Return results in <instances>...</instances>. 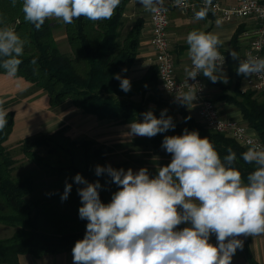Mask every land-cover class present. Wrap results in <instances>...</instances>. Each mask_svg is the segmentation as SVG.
<instances>
[{
    "label": "clouds",
    "instance_id": "obj_1",
    "mask_svg": "<svg viewBox=\"0 0 264 264\" xmlns=\"http://www.w3.org/2000/svg\"><path fill=\"white\" fill-rule=\"evenodd\" d=\"M17 0H12L16 6ZM145 11H167L164 0H136ZM121 0H22L24 20L38 31L46 20L72 24L84 17L97 22L109 20ZM175 6L186 7L184 0H174ZM213 9L212 0L194 13L196 21L206 19ZM220 21L217 20V25ZM0 67L15 77L22 63L25 46L13 27L0 17ZM187 58L184 65L187 78L195 80L203 74L213 83H228L216 73H223L225 57L219 51L223 41L216 33L192 30L187 34ZM239 60L237 74L245 77L264 74V58L247 54L240 60L236 51H230ZM36 58L31 63L36 64ZM37 71L34 69V72ZM123 71H126L123 70ZM124 92L131 90L128 78L114 74ZM188 84V83H187ZM176 100L192 104L196 100L194 85L179 92ZM4 101L0 100V106ZM167 109L157 118L152 111L143 113V121H132L129 136L154 137L174 129ZM7 112L0 107V131L7 126ZM162 148L171 154V162L150 177L147 168L117 170L111 165H97L95 174L106 173L118 186L109 203L100 199L99 181L89 183L80 174L74 182L85 185L78 189L82 206L79 218L87 221L83 239L72 248L73 264H231L237 249L243 248L239 237L264 234V145L249 141L242 159L254 164L255 170L247 176L234 167L237 157L229 146L221 159L208 137L198 131L185 129L181 135L165 136ZM72 185L65 183L61 200H67ZM190 226L179 229L181 224ZM216 236L217 243H210Z\"/></svg>",
    "mask_w": 264,
    "mask_h": 264
},
{
    "label": "trees",
    "instance_id": "obj_2",
    "mask_svg": "<svg viewBox=\"0 0 264 264\" xmlns=\"http://www.w3.org/2000/svg\"><path fill=\"white\" fill-rule=\"evenodd\" d=\"M128 1L121 0L109 20L93 22L81 17L72 24L46 20L37 31L34 25L24 20L22 0H17L15 7L12 0H0V17L30 42L20 57L22 63L16 76L45 91L50 107L68 100L84 113L116 123L142 122V114L147 111H152L159 118L160 114L146 107V100L131 99L138 93L142 96L146 90L156 94V67H150L146 76L138 82H130L131 90L128 92L120 88V81L114 76L119 74L128 78L144 23L143 18L137 17L122 34ZM60 27L64 31L69 53L61 52L54 39L53 31ZM235 37H232V42ZM33 58L37 61L35 65L31 63ZM34 69L37 71L34 72ZM0 73H6L2 67ZM147 100L156 101L153 96ZM228 100L235 104L242 119L264 143V99L257 100L253 91L240 93L236 90ZM0 107L7 109L9 103ZM180 109L182 121H173L174 129L152 137V144L160 146L165 136L181 135L185 129L198 131L201 137H208L221 159L227 155L228 147L232 148L237 157L234 167L247 182V176L255 170L254 164H247L242 159V153L247 149L223 134L210 132ZM6 112L8 124L0 131V223L15 230L10 237L0 239V263L18 264V255L24 253L40 257L72 251L76 241L83 239L87 225L86 220L79 218L78 212L82 206L78 189L85 185L75 183L74 177L80 174L89 183L99 181L100 199L109 203L118 186L106 173L97 176L95 168L97 165H109L106 154L110 148L89 139L72 140L63 129L39 133L22 140V152L35 169L13 178V161L3 144L12 129L13 113L11 110ZM37 146H42L45 153L32 150ZM41 179H48V184H37V180ZM66 182L72 185V190L67 200L62 201ZM42 187L46 188V192L34 195ZM242 250L249 264H257L246 245Z\"/></svg>",
    "mask_w": 264,
    "mask_h": 264
},
{
    "label": "crops",
    "instance_id": "obj_3",
    "mask_svg": "<svg viewBox=\"0 0 264 264\" xmlns=\"http://www.w3.org/2000/svg\"><path fill=\"white\" fill-rule=\"evenodd\" d=\"M172 1L169 10L167 37L174 63L175 78L179 80L186 76L184 65H189L190 61L186 56L188 49L187 34L192 30L216 33L219 39L223 41L219 51L225 57V64L222 67L223 73L218 72L216 74L221 78L226 75L228 83L225 84L222 81L213 83L202 74L205 95L217 105L223 116L242 119L238 108L232 101L228 100L229 97L234 96L236 90L240 93L246 92L242 88L243 75L237 74L239 60L232 59L230 51H236L239 58L241 57L244 41L240 36V32L247 27V24L231 21L217 25V22L209 13L206 19L196 21L193 12L181 11L175 6L174 0ZM190 1L195 2L198 7H202L201 0ZM124 17L131 21L129 27L137 17L144 20L137 54L128 71L130 82H138L146 76L150 67H154L155 56L150 45V12L145 11L136 0H129L126 4ZM61 33L63 40L66 41L63 29ZM233 36L236 37L232 42ZM156 82V94L146 90L142 96L138 93L132 95L131 99L135 101L146 100V103L154 104L158 108L160 107L162 111L168 109L169 107L166 105L168 101H164V99L170 98L172 101L173 99L159 88L157 79ZM253 92L257 100L264 99V94ZM137 95H139V100H137ZM149 96H153L156 101H148ZM0 100L4 101L3 104L9 103V107L3 110H11L13 113L12 129L3 143L6 150L36 134L52 133L63 129L64 133L72 140L89 139L95 144L108 146L110 151L106 154L107 162L117 170L123 168L125 171L132 169L133 172H138L141 168H147L150 177L154 178L160 167L171 162V154L167 153L162 145L154 146L152 137L129 136L130 129L128 125L130 123H116L97 118L95 115L84 113L81 109L74 107L68 100L56 107H50L46 92L36 88L23 77H10L6 73H0ZM176 103L175 112L178 118L172 119L173 121L180 122L182 120L180 108L197 119L198 116L193 102L189 105L177 101ZM161 112H158V114L161 115ZM166 115L169 116V113L167 112ZM24 174L26 173L16 169L14 165L11 171L13 178H19ZM38 191L44 194L46 188L42 187ZM187 226L190 225L182 223L178 228L182 229ZM14 230V227L0 223V239L10 237ZM239 239L243 241V245L247 246L252 259L257 264H264V234L241 236ZM210 243L214 245L217 243L214 234L210 237ZM18 264H73L72 251L45 254L40 257L24 253L18 255ZM231 264H249L242 249H237Z\"/></svg>",
    "mask_w": 264,
    "mask_h": 264
},
{
    "label": "built area",
    "instance_id": "obj_4",
    "mask_svg": "<svg viewBox=\"0 0 264 264\" xmlns=\"http://www.w3.org/2000/svg\"><path fill=\"white\" fill-rule=\"evenodd\" d=\"M172 0H164L167 11L150 13L151 36L150 45L154 52V64L157 71L159 88L173 100L179 92L187 91L188 85H194L196 89V100L193 105L196 109L198 119L211 131L223 134L233 139L239 145L248 148L249 141L264 145L255 130L249 127L243 119L229 118L221 114L217 105L205 95L202 73L195 80L187 78L176 79L174 76V63L170 53L167 37L169 23V10ZM186 7L176 6L183 12L199 11L200 7L195 2L184 0ZM213 9L208 13L213 19L220 23L239 21L247 24L240 32L244 41L243 53L240 60H244L247 54L264 58V1L260 0H212ZM202 7L204 0H201ZM222 54V53H221ZM225 64V62H224ZM223 64V65H224ZM189 67L191 62L189 61ZM188 83V84H187ZM243 90H253L264 94V74L243 76ZM179 102V101H177Z\"/></svg>",
    "mask_w": 264,
    "mask_h": 264
},
{
    "label": "rangeland",
    "instance_id": "obj_5",
    "mask_svg": "<svg viewBox=\"0 0 264 264\" xmlns=\"http://www.w3.org/2000/svg\"><path fill=\"white\" fill-rule=\"evenodd\" d=\"M54 21H57V22H60L58 20H55V19H52ZM131 21L128 20V18H125L124 17V20H123V26H122V34L125 33V31L129 28V25L131 24L130 23ZM62 28H56L54 29L53 31V35L55 36V41L57 43V46L59 48V50L63 53H69V47H68V44L66 41L63 40L62 38ZM171 53V52H170ZM153 67V66H152ZM154 68H155V64H154ZM152 94L153 91H150ZM160 96V95H159ZM166 97V96H165ZM169 99V100H167ZM167 99H164V101H168L166 102L167 104V107H169L167 109V112L169 113V116L172 117V119H176L178 118L177 114H176V106H177V103L176 101H172L170 98H167ZM137 100H139V95H137ZM258 100H261V99H258ZM148 106L149 109L151 110H154L157 114L158 112H161L162 110L160 109V107L158 108L156 105L154 104H151V103H146V107ZM192 116L200 125H202L204 128H206L207 130H209L210 132H213L211 131L210 129H208L197 117V119L195 118V116L193 115H190ZM182 121V120H181ZM180 121V122H181ZM224 136V135H223ZM226 137V136H225ZM22 146H23V142L21 141L19 144H17L16 146H14L13 148H10L9 150H6L11 158V160L13 161V164H12V169L14 167V165L16 166V169H18L19 171H22L24 173H28L30 172L31 170H34L35 167L33 164H31L30 162L27 161L25 155L23 154L22 152ZM32 150H35L36 152L38 153H45V150L43 149L42 146H37V147H33ZM46 182V185L48 184V179L44 180V179H41L40 181L37 180V184L39 183H45ZM48 188V186L46 187ZM39 190V189H38ZM37 190L36 194L34 195H37V196H40V192ZM178 227V226H177ZM183 229V228H182ZM179 230V228H178Z\"/></svg>",
    "mask_w": 264,
    "mask_h": 264
}]
</instances>
